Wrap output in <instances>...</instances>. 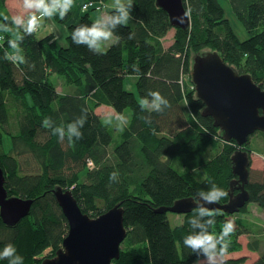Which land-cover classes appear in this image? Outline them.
<instances>
[{
  "label": "trees",
  "instance_id": "1",
  "mask_svg": "<svg viewBox=\"0 0 264 264\" xmlns=\"http://www.w3.org/2000/svg\"><path fill=\"white\" fill-rule=\"evenodd\" d=\"M8 1L0 0V167L9 194L32 198L34 203L29 216L14 227L0 217V254L8 245L16 250L13 256L0 258V264L13 259L16 264H42L62 247L69 225L53 193L58 185L66 189L74 185L80 207L92 217L117 203L124 207L128 234L112 264H195L207 258L202 250L186 247L184 239L204 230L192 220L206 225L212 217H201L195 208L183 214V223L173 225L169 212L156 209L201 191L209 193L214 186L227 193L219 202L228 201L230 183L237 177L231 156L239 147L235 140L223 139L212 117L202 115L205 104L196 97L190 75L192 57L217 50L264 89V0H228L246 31L243 38L219 0H184L191 16L186 30L174 28L156 0H131L129 20L113 29L115 41L102 53L72 40L76 27L91 26L96 20L95 9L81 11L85 0H74L77 21L71 17L73 7L63 19L53 16L67 24L62 43L54 31L39 37L37 31L27 35L16 29ZM112 13L114 8L107 14ZM4 25L9 32L3 31ZM171 30L173 41L165 47L163 38ZM11 39L20 45L22 62L6 59L15 52ZM55 74L63 79L61 91L51 78ZM151 92L168 101L161 103L160 111L139 103L146 99L152 104ZM102 105L118 114L130 109L128 123L122 128L105 123L96 109ZM45 118H50L49 127L44 126ZM80 119L85 120L82 128ZM73 123L82 137L70 135L68 125ZM116 127L122 140L112 146ZM5 135L12 141L8 152ZM245 146L250 148V139ZM29 159L34 160L35 171L23 173L22 163L29 165ZM246 188L249 203L264 209V176L251 175V167ZM214 211L215 224L207 231L218 236L223 224L232 221L227 253L241 249L238 238L249 232L248 225L234 214ZM248 248L261 251L257 240L249 241ZM243 262L242 257L227 258L222 264ZM250 264H264V251Z\"/></svg>",
  "mask_w": 264,
  "mask_h": 264
},
{
  "label": "water",
  "instance_id": "2",
  "mask_svg": "<svg viewBox=\"0 0 264 264\" xmlns=\"http://www.w3.org/2000/svg\"><path fill=\"white\" fill-rule=\"evenodd\" d=\"M156 4L168 13L174 28L186 30L191 26L184 0H156ZM190 75L196 97L205 104L202 115L212 117L223 139L235 140L239 147L231 156L237 177L230 183L229 199L225 203H210L199 195L190 196L175 200L171 206L158 207L156 212L187 214L203 206L234 214L250 201L246 185L252 159L251 149L245 144L255 132L264 133V89L251 74L238 72L212 49L193 56ZM5 183V171L0 167V217L7 226L14 227L29 216L34 199L10 195ZM53 193L67 218L69 230L56 255L46 257L42 264H112L120 257L121 245L128 234L121 203L92 217L82 210L72 189L58 185Z\"/></svg>",
  "mask_w": 264,
  "mask_h": 264
},
{
  "label": "clouds",
  "instance_id": "3",
  "mask_svg": "<svg viewBox=\"0 0 264 264\" xmlns=\"http://www.w3.org/2000/svg\"><path fill=\"white\" fill-rule=\"evenodd\" d=\"M74 0H22L23 12L20 14L12 16L11 20L16 29L22 30L24 34L31 35L37 31L40 26V22L45 18H51L58 14L61 19H63L68 12L73 7ZM87 5L85 6V8ZM132 7L131 0H114L113 8L114 13L112 14H101L91 26L89 24H82L76 27L72 31V40L76 44H87L90 51L94 53H102V45L112 39L114 32L113 29L117 25H124L130 18L129 9ZM25 13L27 18L25 19ZM5 20H8V16H4ZM4 32H9L10 29L7 25L2 26ZM129 38H132L130 35ZM23 39V36L20 37ZM9 46L15 50L12 54H6V59L12 60L13 62L23 61V57L19 55L20 45L16 39L9 40ZM150 95L154 98L152 102V107L157 111H160L161 103L168 104L159 92H151ZM139 103L142 106L147 107L148 101L146 99H141ZM123 119V117H120ZM111 119L105 120V123H110ZM44 126H50V118H45ZM80 127L82 128L85 120L80 119L78 121ZM68 130L70 135H75L78 138L82 137V133L77 129L75 123L68 125ZM123 129H121L122 131ZM55 131L63 132L62 128H57ZM199 196L203 197L206 201L210 203H218L219 200L226 196L227 193L222 189L213 187L212 191L205 193L201 191L198 193ZM196 211L199 212L200 216L212 217L206 221V225H199L195 220L191 223L193 226H200L204 230L195 235H188L184 239V244L186 247L191 248L193 251L202 250L207 256L208 264H222L223 258L227 254L228 243L226 238L234 231V223L232 221H226L223 224L221 233L217 236L213 233L207 231V226L215 224V211L212 209H207L200 206ZM219 245V248H218ZM218 248V251H217ZM15 248L12 245H8L4 248L0 258L13 256L15 253ZM219 258V259H218ZM17 259H19L17 257ZM11 264H16V260L13 259ZM199 264V262H197Z\"/></svg>",
  "mask_w": 264,
  "mask_h": 264
},
{
  "label": "rangeland",
  "instance_id": "4",
  "mask_svg": "<svg viewBox=\"0 0 264 264\" xmlns=\"http://www.w3.org/2000/svg\"><path fill=\"white\" fill-rule=\"evenodd\" d=\"M105 4H106V8L104 9H95L96 11L94 12H100L102 14H107L108 10L111 8L110 5L114 4V0H104ZM127 0H124V3H126ZM219 2L222 4V6L225 8L227 15L230 17L231 23L233 25V27L235 28L237 34L243 38L246 37V31L243 28V25L241 24L240 21H238L236 19V17L234 16L232 10H231V6L229 4L228 0H219ZM20 0H10V4H9V9L10 12L12 14V16L20 14L21 12H23V7H19ZM101 15V14H100ZM100 15L98 16V18L100 17ZM25 17H27L25 15ZM56 18V16H55ZM53 19V18H52ZM57 19V18H56ZM57 21V20H56ZM39 29L37 30L38 32V36L39 37H44L47 34H49L50 32H57L59 35H61V32L59 30V28L57 29V27L55 26L54 23H52L50 20L47 19H43L40 23V26L38 27ZM15 31V30H14ZM16 33V32H14ZM174 30H171L168 35L163 38V45L165 47L170 46V44L173 41V37H174ZM15 35H18L15 34ZM114 37V36H113ZM59 41L62 43V38H59ZM110 42V40H109ZM107 41L102 45V48H104L107 45ZM110 46V45H109ZM209 50V49H206ZM205 50V51H206ZM194 56V55H193ZM193 58V57H192ZM52 80L54 82H56L58 89L61 91L62 88L64 87V83H63V79L61 78L60 75L55 74L54 76L51 77ZM148 106L150 108L152 107V104L150 102H148ZM98 113H101V115L106 119H111L110 123L112 124V126L116 125V126H121V128L123 127L122 125L124 123H128V120L130 118L131 115V110L127 109L124 111L123 114H118L112 107L109 106H99L96 108ZM120 117H123V119H121ZM13 127H14V121H13ZM117 131H115L114 136H113V144H116L117 142H121L122 138L120 136V128L116 127ZM12 147V141L9 135H5L4 136V149L6 152L10 151ZM250 148H251V159H252V163H251V175H253L254 177H263L264 176V133L257 131L255 132L251 137H250ZM24 159V157H22ZM31 162L29 165L27 164H23L22 163V171L24 172H28L29 170H33L35 171V163L34 160L29 159ZM84 179V178H83ZM74 188V185L70 186V189ZM247 211L245 212H236L234 213L235 217L237 220H241L243 221V223L248 225L249 228V232L245 233V234H241L238 238V242L241 246V249H238L234 252L231 253H227L226 256L223 258L227 259V258H244V262L242 264H250L253 260L257 259V251L250 250L248 248V242L249 241H256L257 243L260 245V249L261 251H264V209L261 208L260 206H258L256 203H248L247 204ZM168 217L171 221V223L173 225L176 224H180L183 223L185 220V215L183 214H177V213H173V212H169ZM259 251V252H261ZM219 259V258H218ZM197 262H199V264L201 263H205L208 262L207 258H203L201 260H198ZM197 262L195 264H197Z\"/></svg>",
  "mask_w": 264,
  "mask_h": 264
},
{
  "label": "crops",
  "instance_id": "5",
  "mask_svg": "<svg viewBox=\"0 0 264 264\" xmlns=\"http://www.w3.org/2000/svg\"><path fill=\"white\" fill-rule=\"evenodd\" d=\"M9 4H10V0L8 1V6H9ZM19 5V7H21L22 8V0H20V3L18 4ZM110 7L111 8H113V5H110ZM73 9H74V13H72V18H73V21H77L78 19H79V15H78V6H76V5H74V7H73ZM100 14H102V13H100V12H93V17H94V19H97L98 18V16L100 15ZM25 15H26V13H25ZM27 17H25V19H26ZM53 19H50V21L52 22V23H54L55 24V26L57 27V29L59 28V30H60V32H61V35H59L57 32H56V34H58V36L60 37V38H62V40L65 42V40H66V36H67V34H68V29H67V24H63V23H60V22H58V21H56V20H54L55 18L54 17H52ZM47 19V18H46ZM114 36V35H113ZM115 41V37H112V39L110 40V42L109 41H107V45L109 46V45H111L113 42ZM108 46H105L104 47V49L105 48H107ZM130 79H131V77H130ZM129 81H131V80H129ZM133 89V88H132ZM101 114V113H100ZM254 252V251H253ZM255 253H257V258L259 257V252H255ZM231 258V257H230ZM254 261V260H253ZM252 261V262H253ZM251 262V263H252Z\"/></svg>",
  "mask_w": 264,
  "mask_h": 264
},
{
  "label": "built area",
  "instance_id": "6",
  "mask_svg": "<svg viewBox=\"0 0 264 264\" xmlns=\"http://www.w3.org/2000/svg\"><path fill=\"white\" fill-rule=\"evenodd\" d=\"M86 5H87V7L85 8ZM106 7L107 6H106L104 0H85L81 4V11L84 12V11H89L91 9H104ZM2 39H3V37L0 36V42H2Z\"/></svg>",
  "mask_w": 264,
  "mask_h": 264
},
{
  "label": "flooded vegetation",
  "instance_id": "7",
  "mask_svg": "<svg viewBox=\"0 0 264 264\" xmlns=\"http://www.w3.org/2000/svg\"><path fill=\"white\" fill-rule=\"evenodd\" d=\"M237 192H238V190H237ZM237 192H236V193H237Z\"/></svg>",
  "mask_w": 264,
  "mask_h": 264
}]
</instances>
